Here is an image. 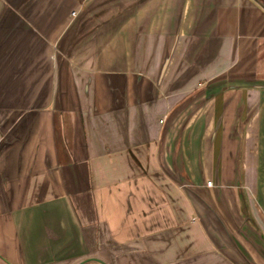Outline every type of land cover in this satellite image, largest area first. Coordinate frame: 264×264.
<instances>
[{
    "label": "crops",
    "instance_id": "1",
    "mask_svg": "<svg viewBox=\"0 0 264 264\" xmlns=\"http://www.w3.org/2000/svg\"><path fill=\"white\" fill-rule=\"evenodd\" d=\"M263 219L261 1L0 0V264H264Z\"/></svg>",
    "mask_w": 264,
    "mask_h": 264
},
{
    "label": "built area",
    "instance_id": "2",
    "mask_svg": "<svg viewBox=\"0 0 264 264\" xmlns=\"http://www.w3.org/2000/svg\"><path fill=\"white\" fill-rule=\"evenodd\" d=\"M211 185H212V182H210V181L206 183V186H207V187H210ZM262 223H263V225H264V219H263Z\"/></svg>",
    "mask_w": 264,
    "mask_h": 264
},
{
    "label": "trees",
    "instance_id": "3",
    "mask_svg": "<svg viewBox=\"0 0 264 264\" xmlns=\"http://www.w3.org/2000/svg\"><path fill=\"white\" fill-rule=\"evenodd\" d=\"M259 1H261V2H262V4L264 5V0H259Z\"/></svg>",
    "mask_w": 264,
    "mask_h": 264
}]
</instances>
